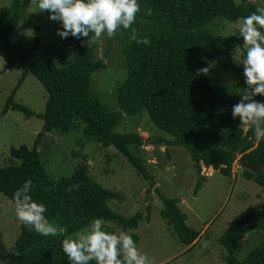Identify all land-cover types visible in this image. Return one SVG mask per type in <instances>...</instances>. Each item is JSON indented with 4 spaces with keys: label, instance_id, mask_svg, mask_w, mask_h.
Here are the masks:
<instances>
[{
    "label": "trees",
    "instance_id": "trees-1",
    "mask_svg": "<svg viewBox=\"0 0 264 264\" xmlns=\"http://www.w3.org/2000/svg\"><path fill=\"white\" fill-rule=\"evenodd\" d=\"M29 2L12 0L10 7L0 10V55L5 60V69L20 64L23 70L2 111L19 110L26 117L36 114L14 101L17 87L31 73L48 93L45 111L38 114L44 123L32 147L10 148L12 162L0 164V192L14 202L13 193L24 181L31 180L32 188L27 194L42 203L49 222L64 231L41 236L20 222L13 252L0 264H68L61 241L91 226L95 218L113 222L137 246L138 235L129 231L138 228L148 217L149 206L146 214L141 211L132 217L113 210L108 202L123 196L92 177L88 159L79 150L72 153L78 160L70 174L52 177L45 168L41 148L44 138L81 125L85 140L97 141L103 148H115L150 182L149 190L155 181L148 170L143 146L154 141L145 139L137 130L117 132L115 127L124 114L138 117L146 113L159 130L170 136L159 137L156 142L182 146L188 151L198 176L195 193L201 186L200 179L204 178L202 165L231 176L239 155L259 167H243L242 175L260 185L264 192V138L256 141L252 126L243 125L239 117L233 119L231 115L232 105L240 101V93L248 88L241 75L243 70L236 66L231 51L245 45L239 34L221 35L216 29L218 21H237L264 4L248 0H137L139 10L132 24L119 30L127 77L116 89L114 110L91 90L92 74L104 64V59L95 57L93 46L81 43L86 37L77 39L69 35L64 39L75 58L62 67L50 59L49 46L38 52L39 27L35 28L31 50H20L13 45L10 34ZM133 31L135 39L130 38ZM144 38L147 44L142 42ZM211 61L220 62L223 71L234 75L237 81L215 83L208 73L196 74L198 68L208 67ZM253 99L264 101V96L256 95ZM155 190L163 203L161 217L173 227L179 241L193 249L203 232L188 225L180 199L166 196L158 187ZM259 214L258 208L244 209L220 235L219 242L226 249L222 257L224 264H264V238L243 258L237 256L241 242Z\"/></svg>",
    "mask_w": 264,
    "mask_h": 264
},
{
    "label": "rangeland",
    "instance_id": "rangeland-1",
    "mask_svg": "<svg viewBox=\"0 0 264 264\" xmlns=\"http://www.w3.org/2000/svg\"><path fill=\"white\" fill-rule=\"evenodd\" d=\"M256 3L257 0H248ZM12 0H0V10L10 7ZM242 19L237 21H218L217 32L221 35L239 34L238 28ZM41 29V43L38 52L50 47L49 57L58 67L65 66L75 56L72 50L57 35L61 27L57 20L49 19L47 10L41 12L37 0H30L17 25L11 32L13 45L20 50H31L35 37V28ZM118 28L111 37H101L89 41L86 46L95 48V57L103 58L104 64L96 69L91 77V90L100 100L116 110V89L126 79L125 58L119 40ZM246 48V45H245ZM240 49L243 55L244 49ZM237 48L231 51L236 66L243 70V64L234 59ZM208 75L215 83L231 84L237 81L234 75L226 74L218 61L208 64ZM20 64L5 69V60L0 55V164L12 162L11 147L25 145L32 147L37 134L42 130L43 119L38 114L45 111L48 93L42 83L31 73L24 76L17 87L14 101L21 103L36 114L26 117L22 111L8 110L3 113L7 98L16 88L22 77ZM243 79V72L241 73ZM115 130L120 133L137 130L147 142L143 149L147 167L154 177L155 184L139 175L115 148H103L94 140L83 138V126L65 133L46 136L42 141V161L52 177L70 174L78 159L73 158L74 150L86 155L90 165V173L103 187L120 193L122 199H111L108 205L126 217L137 212L147 213L138 228L129 232L138 235L137 249L141 256L148 259V264H224L226 249L219 242L220 235L226 230L232 218L244 209L252 206L260 210L250 225L247 237L241 242L237 256L243 258L247 252L264 238V192L260 185L242 175L243 167L239 158L232 166L231 176L202 165L200 188L194 192L198 176L188 151L182 146L166 145L156 142L159 137L169 139L170 136L159 130L146 113L138 117H124L119 120ZM259 169L258 166H254ZM168 197L181 200L182 211L187 215V223L192 228L203 232L193 249H188L179 239L171 225L160 215L163 203L156 188ZM103 221L102 230L119 235L125 233L113 222ZM87 226L86 228H90ZM85 229V228H84ZM82 229L79 232H82ZM20 231V221L15 216V204L0 192V263L8 258ZM76 234V233H75ZM74 235V234H73ZM72 235V236H73Z\"/></svg>",
    "mask_w": 264,
    "mask_h": 264
},
{
    "label": "clouds",
    "instance_id": "clouds-1",
    "mask_svg": "<svg viewBox=\"0 0 264 264\" xmlns=\"http://www.w3.org/2000/svg\"><path fill=\"white\" fill-rule=\"evenodd\" d=\"M37 7L41 12L47 10L49 19L60 22L57 35L61 39L69 35L77 39L89 37L91 32L88 42L102 34L111 37L118 28L128 29L139 10L137 0H37ZM261 29H264V7L243 17L239 24L238 32L246 48L243 55L237 48L234 59L243 64L244 82L248 88L240 93L241 99L232 105L231 111L233 119L239 117L243 125L252 126L256 141L264 138V101L253 99L256 95L264 96V33ZM130 38L135 39L134 31ZM142 42L147 44V38ZM208 70V67H201L196 74H206ZM29 188H32V182L26 180L13 193L17 220L41 236L63 232V228L49 222L44 205L27 194ZM102 224V219L95 218L90 228L61 241L68 264H88L89 261H95V264H148L131 236L108 233L102 230Z\"/></svg>",
    "mask_w": 264,
    "mask_h": 264
},
{
    "label": "water",
    "instance_id": "water-1",
    "mask_svg": "<svg viewBox=\"0 0 264 264\" xmlns=\"http://www.w3.org/2000/svg\"><path fill=\"white\" fill-rule=\"evenodd\" d=\"M239 163H242V165L244 167H247V168H250V169H254V166H257L256 164L255 165H252V164H249L247 163L244 159L242 158H239Z\"/></svg>",
    "mask_w": 264,
    "mask_h": 264
},
{
    "label": "built area",
    "instance_id": "built-area-1",
    "mask_svg": "<svg viewBox=\"0 0 264 264\" xmlns=\"http://www.w3.org/2000/svg\"><path fill=\"white\" fill-rule=\"evenodd\" d=\"M257 1H260L262 4H264V0H257Z\"/></svg>",
    "mask_w": 264,
    "mask_h": 264
},
{
    "label": "crops",
    "instance_id": "crops-1",
    "mask_svg": "<svg viewBox=\"0 0 264 264\" xmlns=\"http://www.w3.org/2000/svg\"><path fill=\"white\" fill-rule=\"evenodd\" d=\"M238 162H239V160H238ZM208 168H210V169H212V171H214V169L212 167H208Z\"/></svg>",
    "mask_w": 264,
    "mask_h": 264
}]
</instances>
